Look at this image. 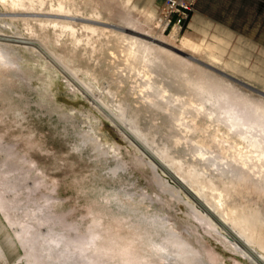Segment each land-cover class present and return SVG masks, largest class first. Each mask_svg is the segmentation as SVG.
<instances>
[{
    "label": "rangeland",
    "instance_id": "obj_1",
    "mask_svg": "<svg viewBox=\"0 0 264 264\" xmlns=\"http://www.w3.org/2000/svg\"><path fill=\"white\" fill-rule=\"evenodd\" d=\"M25 1L0 4V264H264L228 215L255 211L264 220L263 157L256 148L240 154L245 129L229 131L207 115L213 103L201 106L223 95L226 108L264 107V0H196L177 39L163 0ZM60 3L85 20L74 21L80 44L39 22L72 20L18 15L57 13ZM196 16L206 21L200 28ZM82 24L108 34L99 39ZM110 31L134 41L115 44ZM184 39L223 71L193 65L178 51ZM186 78L203 82V92ZM77 82L95 96L75 91ZM248 131L264 147V131ZM91 234L107 255L75 243Z\"/></svg>",
    "mask_w": 264,
    "mask_h": 264
},
{
    "label": "bare ground",
    "instance_id": "obj_2",
    "mask_svg": "<svg viewBox=\"0 0 264 264\" xmlns=\"http://www.w3.org/2000/svg\"><path fill=\"white\" fill-rule=\"evenodd\" d=\"M36 1V0H35ZM43 1V0H42ZM25 0H0V4H2L5 8H6V5L8 4V6L10 5V7H12L13 9H15L16 7H27V5L25 4ZM27 2H29V3H32L33 2V0H27ZM34 4V3H33ZM32 4V5H33ZM61 4L62 3H60V9H58L59 11L57 12V13H50V12H48V13H44V14H41V13H33V12H27L26 14H24V13H19L18 15L20 16V15H25V16H30V17H45V18H49V17H51V18H54V19H69V20H72V22H64V21H61V22H59V21H57V20H40L39 22H40V24H42L41 25V28H43L42 30H44L45 28L46 29H50L51 27H52V29L55 31V32H57L58 30H59V33H68V35H70L71 37H72V39H71V42H72V44L73 45H77V44H80V42H82V39H81V37H79V35L77 34L78 33V28H75L76 27V25H74V21H85V20H83V19H81L79 16H77V15H73V14H68V13H63V12H61L62 10H63V7L61 6ZM41 5H43V3L41 4ZM66 8V7H65ZM16 9H18V8H16ZM22 9V8H21ZM24 9H26V8H24ZM28 9H31V6H29L26 10H28ZM10 10V9H9ZM65 10V9H64ZM16 11V10H15ZM34 11V10H33ZM38 11V10H37ZM13 12V11H12ZM42 12V11H41ZM72 12V11H71ZM76 12V11H75ZM77 12H78V10H77ZM74 13V12H73ZM4 15V14H3ZM6 15V14H5ZM12 15V14H11ZM15 15V14H14ZM4 17V16H3ZM5 19V18H4ZM14 19H15V17H14ZM13 19V20H14ZM32 19V18H31ZM88 19H90V18H88ZM16 20V19H15ZM21 20V19H20ZM24 21H25V19H23ZM33 20V19H32ZM39 20V19H38ZM98 20V19H97ZM27 21V20H26ZM91 21V20H90ZM99 21V20H98ZM37 22V21H36ZM106 22V21H105ZM84 23V22H83ZM79 24H80V22H79ZM108 24V23H107ZM11 25V24H10ZM35 25H36V23H35ZM37 25H38V23H37ZM36 25V26H37ZM83 25V24H82ZM81 25V26H82ZM94 25V24H93ZM93 25L92 26H88V25H83L82 26V28L83 29H85V30H87L88 32L90 31L91 32V34L94 36V35H96L98 38H99V36L101 35V37H105V36H102V35H106V34H108V33H106V31H104L103 29H99V28H96L95 27V25H94V27H93ZM77 26H78V24H77ZM101 26V25H100ZM104 26V25H103ZM31 28V27H30ZM35 28V27H34ZM38 28V27H37ZM57 28H58V30H57ZM39 29H40V27H39ZM51 29V30H52ZM110 29V28H109ZM120 30H122V31H124V29H122V28H119ZM31 30L33 31V28H31ZM41 30V29H40ZM111 30V29H110ZM114 31V30H113ZM116 32V31H115ZM65 33V34H66ZM42 34V33H41ZM110 36L111 35H113V34H115V35H113L114 36V38H116V40H115V44H122L123 42H131L130 40H133L134 41V36L132 37V36H130V37H128L127 35H126V32H125V34H123V33H114V32H111L110 31ZM36 35V34H35ZM33 36V35H32ZM61 36V35H60ZM96 36H95V38H96ZM109 36V37H110ZM116 36V37H115ZM43 37V36H42ZM92 37V36H91ZM107 37H108V35H107ZM108 37V38H109ZM172 37H173V39H177L178 37H179V33H178V30L177 29H175V30H173V32H172ZM38 38V37H37ZM95 38L93 37L92 38V40L94 39L95 40ZM97 39V38H96ZM100 39V38H99ZM31 40L32 41H30V42H28V44H31L30 46L31 47H34V48H37V51L39 52L38 54H39V56L41 55V57L43 56H45L44 55V53L42 52V49L41 48H39L38 46H36L35 45V43H34V41H35V39L34 38H31ZM34 40V41H33ZM114 40V39H113ZM101 41H102V39H101ZM111 41V40H110ZM109 40H108V42H110ZM132 41V42H133ZM137 41V40H136ZM33 42V43H32ZM58 42H59V40H58ZM90 42V41H89ZM89 42H88V44H89ZM103 42V41H102ZM104 43V42H103ZM114 43V42H113ZM138 43H139V41H138ZM84 44V43H83ZM87 44V45H88ZM131 44V43H130ZM125 45V44H124ZM202 45V44H201ZM106 46V45H105ZM143 46V45H142ZM104 47V46H103ZM131 48H132V46H130ZM145 48H146V46H145ZM201 46L200 45H197V44H195V43H193L191 40H189V39H184L183 40V42H182V44L179 46V49H178V51H179V53H181V54H184V56L185 57H189V58H191L192 59V61H193V65H195L196 67H199V69L200 68H202L203 69V71L204 70H208V69H210V68H213V69H215L216 70V72H217V70H219V71H223V69L222 68H219L218 67V65L216 64V58L215 57H213V56H211L210 54H209V56H207L206 54V56H204V55H202V51H201ZM203 48H205V47H203ZM128 49H130V48H128ZM127 49V50H128ZM152 49V48H151ZM151 49H149V50H151ZM206 49V48H205ZM204 49V50H205ZM133 50V49H132ZM138 50V49H137ZM136 50V51H137ZM207 50V49H206ZM125 51V50H124ZM123 51V52H124ZM136 51H135V53H136ZM93 52H96V50H93ZM112 52V51H111ZM131 51H129V53H130ZM204 52V51H203ZM207 52V51H206ZM125 53V52H124ZM126 53L128 54V55H133V52L131 53V54H129L128 53V51H126ZM125 53V54H126ZM134 53V54H135ZM205 53V52H204ZM93 54V53H92ZM145 54V53H144ZM208 54V53H207ZM122 55V54H121ZM133 56H135V55H133ZM132 56V57H133ZM100 57V56H99ZM130 58H131V56H129ZM126 58V57H125ZM128 58V57H127ZM133 60V59H132ZM128 61H129V59H128ZM219 61V60H218ZM218 61H217V63H218ZM131 63V62H130ZM49 64H54L53 62H49ZM190 65V64H189ZM93 66V65H92ZM53 67V66H52ZM134 67V66H133ZM208 68V69H207ZM214 70V71H215ZM212 71V70H211ZM210 71V72H211ZM214 71H212V72H214ZM218 71V72H219ZM211 72V73H212ZM130 73V72H129ZM90 74H91V72H90ZM90 76H93V77H95V75H93V74H91ZM144 76L145 77H148V72L147 73H145L144 74ZM226 76V75H225ZM230 76H232V75H230ZM150 77V76H149ZM96 78V77H95ZM127 78V77H126ZM231 78V77H230ZM70 80H72V79H70ZM78 81V80H77ZM68 82H70V81H68ZM185 82L189 85V86H191L192 88H195V89H199V90H203L204 89V85H203V82H192L191 80H189V79H185ZM70 84V83H69ZM71 86H72V88L75 90V91H77V92H79L82 96H84V97H86V98H92V97H94L95 95L94 94H92V90L89 88V87H86L83 83H81V82H77V83H71L70 84ZM142 86V85H141ZM143 87V86H142ZM141 87V88H142ZM106 89V88H105ZM144 89V88H143ZM142 89V90H143ZM141 90V91H142ZM188 90V89H187ZM198 90V91H199ZM140 91V92H141ZM163 91H166V90H163ZM189 91V90H188ZM192 92V91H191ZM203 92V91H202ZM219 92V91H218ZM142 93V92H141ZM166 93V92H165ZM261 93H263V92H261ZM110 94H112V93H110ZM135 94V93H134ZM219 94V93H218ZM224 94V93H223ZM115 95V94H114ZM164 96H166L167 98H168V96L166 95V94H163ZM169 96H170V94H168ZM109 96V95H108ZM216 96V95H215ZM231 96V95H230ZM229 96V98H231ZM147 97H149V96H147ZM171 97H172V95H171ZM114 98V97H113ZM178 98V97H177ZM176 98V99H177ZM234 98V97H233ZM231 99V100H229V104H230V102H231V106H234V102H235V100H236V98H234V99ZM238 98V97H237ZM178 100V99H177ZM169 101H170V98H169ZM192 101V100H191ZM225 101H226V103H228V100L225 98V96H223V95H219V96H217V97H213V96H210V95H208V96H205V103L204 102H202L201 103V106L204 108V106H206L205 104H206V102L207 103H209L210 104V102L211 103H213L212 105L215 107V110H211V112H207V115H209V116H216L217 117V120L218 121H221V122H227V123H229L230 124V128L228 129L229 131H231V130H233V129H237V128H242V129H245L244 131L242 130V131H240L239 132V134H238V136H237V138L239 137V140H240V142L239 143H237L236 142V140H235V142L237 143V144H239V145H241L242 146V149H241V151H240V154H244V151L243 150H246V149H250V148H253V149H258V150H260V154H259V158L262 156L263 158H264V147L263 146H260V142L256 139V137H254V136H251L250 138L248 137V135L249 134H251L248 130H250V129H252V128H254V127H260L263 131H264V122H262L263 121V119H264V107H260V106H257V107H253V108H250V109H247V108H243V110L240 112V110H238L237 108H238V106H237V108L235 109L234 107L233 108H231V107H227L226 108V106H225ZM122 103V102H121ZM238 103V102H237ZM236 103V104H237ZM240 104V103H239ZM242 104H246V103H242ZM248 104V103H247ZM117 105V104H116ZM250 106V105H249ZM254 106V105H253ZM126 107V106H125ZM240 107V106H239ZM118 109H120V108H124V106L122 105V104H120V105H118V107H117ZM116 108V110L117 111H119V112H121V110H118ZM168 108V107H167ZM96 109H98V111L101 113V114H103L104 116H105V118L107 117V118H109L110 119V121L112 120V118L113 117H110L111 115L109 114V111H107L106 109H105V107H103V106H101V105H99V104H97V108ZM108 109H110V108H108ZM128 109V108H127ZM246 109H247V112H246ZM123 110H125L126 111V108L125 109H123ZM203 110V109H202ZM122 113V112H121ZM125 113V112H124ZM123 113V114H124ZM139 113V112H138ZM117 114H120V113H117ZM122 114V115H123ZM127 114V113H126ZM125 114V115H126ZM222 114H223V116H222ZM128 115H130V114H128ZM127 115V116H128ZM119 117H121L120 115H119ZM125 117V116H124ZM128 118H130V117H128ZM133 118H135V117H133ZM137 118V117H136ZM124 119V118H123ZM175 119V118H174ZM173 119V120H174ZM181 119V118H180ZM108 120V119H107ZM178 120V119H177ZM119 121V120H118ZM126 122V121H125ZM131 122H133V121H131ZM171 122H173L172 121V119H171ZM175 122V121H174ZM115 123V122H114ZM127 123V122H126ZM135 123V122H134ZM178 123V122H177ZM180 123V122H179ZM178 123V124H179ZM138 124V123H137ZM182 124V123H181ZM185 123H183V125H184ZM225 124V123H224ZM117 125V124H116ZM130 125V124H129ZM228 125V124H227ZM128 126V125H127ZM137 126V125H136ZM124 127V126H123ZM177 127H180V124L177 126ZM182 127V126H181ZM131 128H132V126H131ZM134 128V127H133ZM132 128V129H133ZM137 128H139V127H136L135 129L137 130V131H139L140 130V128L139 129H137ZM134 129V130H135ZM226 129H227V126H226ZM224 130V129H223ZM235 131V130H234ZM221 132V131H220ZM219 132V133H220ZM138 133V135H139V132H137ZM226 134V136H227V138L228 137H230V135H231V133L229 134L228 132H223V134ZM234 132H232V134H233ZM136 134V133H135ZM142 134V133H141ZM137 135V134H136ZM236 135V134H235ZM140 136V135H139ZM143 136V135H142ZM216 137V136H215ZM224 137V136H223ZM235 137V136H234ZM145 138V137H144ZM225 138V137H224ZM224 138H222V139H224ZM141 139H142V137H141ZM218 139V138H217ZM178 140H181L180 138L178 139ZM233 142H234V140H233ZM176 143V142H175ZM234 144V143H233ZM238 146V145H237ZM224 147V146H223ZM226 147V146H225ZM231 147H233V145L231 146ZM235 148H236V146H235ZM239 148V147H238ZM226 149V148H225ZM232 150H233V148H231ZM252 149V150H253ZM228 150V149H227ZM226 150V151H227ZM230 150V149H229ZM239 150V149H238ZM234 151H235V149H234ZM243 151V152H242ZM248 152V151H247ZM246 152V153H247ZM251 152H253V151H251ZM256 152V151H255ZM245 153V155H247ZM248 153H250V152H248ZM259 153V152H258ZM227 154V153H226ZM249 155V154H248ZM247 155V156H248ZM251 155V154H250ZM253 155V154H252ZM258 155V154H257ZM257 155H255L256 156V158L254 159V160H256L258 157H257ZM204 156V155H203ZM233 156V155H232ZM240 156V155H239ZM238 156V157H239ZM244 156V155H243ZM243 156H240V157H242L243 158ZM246 156V157H247ZM261 157V158H262ZM164 158V157H163ZM163 158H162V160H163ZM233 158V157H232ZM242 158H240V161L239 162H241V160H242ZM249 158H252V157H249ZM262 158V161L264 162V159ZM236 159V158H235ZM237 160V159H236ZM253 160V159H252ZM259 160V159H258ZM234 161V160H233ZM244 161V160H243ZM247 161H248V158H247ZM238 162V161H237ZM245 162V161H244ZM261 162V161H260ZM243 162H241V164H242ZM244 164V163H243ZM245 165V164H244ZM263 165V164H262ZM245 173V172H244ZM255 186V185H254ZM247 187V186H246ZM236 188V187H235ZM244 188V187H243ZM250 188H251V186H250ZM262 188V187H261ZM252 189V188H251ZM256 189V188H255ZM237 190V189H236ZM249 190V189H248ZM250 191V190H249ZM219 197H221V196H219ZM2 204V203H1ZM0 204V205H1ZM2 206V205H1ZM221 206V205H220ZM254 208V207H253ZM250 210V209H249ZM235 211V210H234ZM234 211H232V212H228L229 214L228 215H230V217H231V221L235 224V226H237V227H239V228H241L242 229V231H243V237L245 238V239H247L250 243H252V244H255L256 246H258L263 252H264V220H263V218H261V216H259L255 211H252V212H246V211H241L240 213H237V214H235V212ZM227 213V212H226ZM225 216H226V214H225ZM227 220H229V218L227 219ZM97 229V228H96ZM30 232V231H29ZM95 233V232H94ZM99 234V233H98ZM28 235V234H27ZM88 235H89V233H88ZM97 237V234H91L88 238H87V241H85V240H83V239H81V237L80 238H76L77 240L75 241V243H77V244H79V246H81V248H83L84 249V247H86V246H91L90 247V249L92 248V247H94V248H92L93 250H92V253H93V256H96V255H100V254H105V255H107V253H104L105 251H106V249H105V251H103V249H102V246H100L102 243H100L99 242V244L100 245H97V243H95V242H97V241H95V240H98V239H95ZM100 237V236H99ZM49 238V237H48ZM48 238H47V240H48ZM82 238H84V237H82ZM86 239V238H85ZM50 240V239H49ZM28 241H29V239H28ZM52 241H54V242H57V243H62V242H64V240L62 239V238H60V239H58L57 241H55L54 239H52ZM45 243H47V242H45ZM73 244V243H72ZM103 245V244H102ZM151 245L153 246V247H156L157 249H155V250H163V249H165L166 248V246L164 247V244H162V243H156V242H154V243H151ZM26 247H27V245H25ZM72 246V245H71ZM106 248V247H105ZM151 248V247H150ZM76 250V249H75ZM153 250V249H152ZM27 251V255H30V254H32L33 253V249H32V246L30 245V247L26 250ZM81 251V250H80ZM252 253H255L257 256H259V258L260 259H263L264 260V254L263 253H259L258 251H256V250H250ZM107 252V251H106ZM35 253V252H34ZM34 253L32 254V255H34ZM109 254V253H108ZM31 257V256H30ZM66 257H68V253H67V250L66 249H61L60 250V252L58 253V256H57V259H60V260H62V259H64V258H66ZM105 257V256H104ZM109 258V257H108ZM102 259H103V257H102ZM73 260V259H72ZM96 260V259H95ZM80 262H81V260H80ZM93 262V261H92ZM98 262V261H97ZM80 264V263H79ZM97 264V263H96Z\"/></svg>",
    "mask_w": 264,
    "mask_h": 264
},
{
    "label": "built area",
    "instance_id": "obj_3",
    "mask_svg": "<svg viewBox=\"0 0 264 264\" xmlns=\"http://www.w3.org/2000/svg\"><path fill=\"white\" fill-rule=\"evenodd\" d=\"M164 21L167 27L172 31L177 29L181 33L187 21L195 11L194 5L196 0H163Z\"/></svg>",
    "mask_w": 264,
    "mask_h": 264
},
{
    "label": "crops",
    "instance_id": "obj_4",
    "mask_svg": "<svg viewBox=\"0 0 264 264\" xmlns=\"http://www.w3.org/2000/svg\"><path fill=\"white\" fill-rule=\"evenodd\" d=\"M193 20H195L193 25L196 28H200V26H202L204 23H206V21L200 16L194 17Z\"/></svg>",
    "mask_w": 264,
    "mask_h": 264
}]
</instances>
